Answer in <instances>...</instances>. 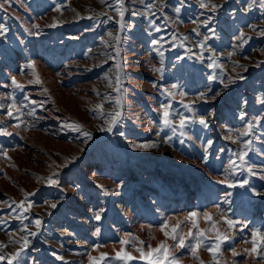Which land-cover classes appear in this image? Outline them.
<instances>
[{
  "label": "rangeland",
  "instance_id": "obj_1",
  "mask_svg": "<svg viewBox=\"0 0 264 264\" xmlns=\"http://www.w3.org/2000/svg\"><path fill=\"white\" fill-rule=\"evenodd\" d=\"M204 2L0 0V264H149L136 249L174 245L161 227L178 222L191 245L197 228L216 243L214 223L220 264H264V3Z\"/></svg>",
  "mask_w": 264,
  "mask_h": 264
},
{
  "label": "snow or ice",
  "instance_id": "obj_2",
  "mask_svg": "<svg viewBox=\"0 0 264 264\" xmlns=\"http://www.w3.org/2000/svg\"><path fill=\"white\" fill-rule=\"evenodd\" d=\"M102 2H104V0H102ZM118 3H120L121 5L123 4V0H118ZM262 3H264V0H262ZM201 7H209V5L207 3L204 2V0H201ZM147 7H151V5H147ZM211 9L214 11L215 8L217 7V5H211L210 6ZM3 8V4H0V9ZM57 11H59V8L57 9ZM117 11L120 13L121 18L123 17V12L120 9H117ZM177 12H179V8L176 9ZM51 26H55V25H51ZM34 27H39L38 25H34ZM121 28H123V24H121ZM6 29H4L3 25H0V32L5 31ZM158 30V29H157ZM195 31V29H194ZM112 33H109V36H111ZM114 39L116 41H119L120 37L119 36H115ZM116 54L117 56L120 55V49L117 47L116 48ZM30 66H34V62H32V65ZM211 66V65H210ZM117 67V75H116V80L115 83L117 85H119L121 83V75H120V70L122 69L123 65L121 63H117L116 65ZM156 71H160V69H156ZM105 79H108V77L106 76ZM37 83H39V78L37 77ZM13 84H16L15 78H13ZM109 86H112L111 81L109 82ZM17 87H22L20 85H17ZM173 87H175V85H173ZM47 91V90H45ZM115 91L119 92L120 89L117 87L115 88ZM97 95H99V93H97ZM104 99H108V97H104ZM262 103H264V100L261 101ZM116 104L118 107L122 106L121 105V100L117 99L116 100ZM0 107H3V105H0ZM185 107H187L189 109V111H191V107L189 105H185ZM163 108V123L165 126H170L173 124V121L169 119L170 116V112H169V106L168 105H162ZM96 111L99 115L103 116L104 112H103V104H98L96 105V108L93 110ZM8 115L11 116L12 115V111L11 108H9V112ZM108 117L110 118L108 121H106V123H108V127L107 129L105 128H101V131L107 130V131H112V127L115 125V123L118 122V118L120 117L121 113L119 110L115 111L114 113H108L107 114ZM185 117L181 116L180 117V127L183 128L185 126ZM199 123L201 125H204L205 127H207L206 121L204 119H201L199 121ZM67 127L71 128L74 131L80 132V134L86 138H91V133L88 132L87 130H83V126L78 124V123H72V124H68L66 125ZM249 128H251V124L248 125ZM173 132L176 131L175 128L172 129ZM0 134H4V135H9V133L5 132L2 128H0ZM183 135V133H181ZM247 134V132L242 133V135ZM170 139V138H169ZM211 143V142H209ZM240 159L241 161H243L244 159V153L240 154ZM50 183H56L57 181L53 180L51 177L48 178ZM225 181H221V183H224ZM247 183V182H245ZM231 186V185H230ZM52 207H56L55 204L52 205ZM197 214L196 213H191L189 215V219H192L193 217H195ZM204 216L206 218V220H208L209 222L212 221V216L209 213H204ZM100 216L99 214H97L96 219H99ZM228 226L231 228L234 225V221L232 220H226L225 221ZM35 223L37 224V226H39L40 221L37 220L35 221ZM181 227L180 223L178 222L176 225L171 227V232L166 231L165 229L168 228L167 223H165L164 225H162L161 227V231L163 232L165 238H171L175 243L172 246L167 245L164 241H161L158 246L156 248H152L149 245V250L147 252L144 251L143 248H137L136 250L138 252H140V258L147 260L149 262V264H179V259L178 257L174 256L171 251L170 248L171 247H178V248H185V247H190L191 248V252L192 255L195 259L199 260L200 258L196 255V252L198 250V248L203 245L207 251H209L212 254V260H213V264H220L218 258H217V254L220 252L221 249V243L223 242L224 239H226V237H224L223 235H221L219 233V231L216 229L215 224H212V228L213 230L216 231V240L217 242L212 244V245H208L204 243V233L203 231L199 230L197 228L196 222L195 220H193V228H197L195 234L193 233L192 229H189L187 236L188 237H192L193 239H195L197 241V243L195 245H191V244H186L185 242V236L182 234L178 233V229ZM99 230L97 229V232ZM256 236H257V232H253V248L251 251L255 252L256 251ZM262 240H264V237H261ZM25 245L27 244V239H25L24 241ZM120 243L123 244H127L128 241L127 240H121ZM141 244H143V241H140ZM245 251H248L247 249ZM123 253V254H122ZM18 255V254H17ZM106 254H101L100 259H103L104 256ZM117 258L122 259L124 261H128V260H132L134 259V257H132L130 254H128L127 252H124L123 249H121V252H117ZM239 255V253H237L234 249H233V256ZM0 259H3V257H0ZM90 260L93 261V264H96V258L94 257H89ZM9 264H12L11 259L9 260ZM200 264H204V262L201 260Z\"/></svg>",
  "mask_w": 264,
  "mask_h": 264
}]
</instances>
